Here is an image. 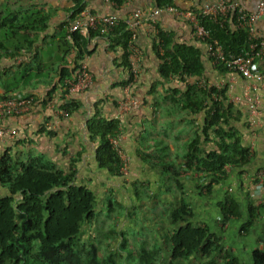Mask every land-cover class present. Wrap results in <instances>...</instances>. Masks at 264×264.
Here are the masks:
<instances>
[{
  "label": "crops",
  "instance_id": "obj_1",
  "mask_svg": "<svg viewBox=\"0 0 264 264\" xmlns=\"http://www.w3.org/2000/svg\"><path fill=\"white\" fill-rule=\"evenodd\" d=\"M206 1L0 0V99L32 98L26 111L0 121L15 131L0 136V154L50 162L69 175L72 185L90 190L95 212L106 209L107 202L111 211L123 209V217L142 211L146 225L155 230L179 225L170 212L183 203L191 212L186 220L192 226L207 225L222 250L249 263L251 252L264 242V90L258 91L251 113L246 91L250 97L254 91L248 80L214 66L204 43L192 36L189 21L161 6L168 2L179 10L198 11ZM226 1L247 12L255 11L258 2ZM79 7L120 20L140 11L142 20L134 28V44L140 50L135 80L129 82L118 43L83 32L77 34L84 50L77 62L84 61L91 81L84 91L66 92L65 83L76 69L67 26ZM233 18L226 21L230 31ZM253 26L264 36V16ZM177 59L181 62L172 66ZM194 59L197 71L188 69L195 68ZM183 62L190 66L184 68ZM260 66L264 68V61ZM213 90L222 91L221 102L229 106L227 121L219 126L231 131L246 151L241 163L223 165L217 177L186 169L183 157L187 142L195 137L200 152L217 148L213 129L205 125ZM50 98L64 100L65 117L48 106ZM105 123H113L106 136H118L117 145L127 157L124 174L97 161L101 141L96 130ZM227 200L237 214L224 221Z\"/></svg>",
  "mask_w": 264,
  "mask_h": 264
},
{
  "label": "trees",
  "instance_id": "obj_2",
  "mask_svg": "<svg viewBox=\"0 0 264 264\" xmlns=\"http://www.w3.org/2000/svg\"><path fill=\"white\" fill-rule=\"evenodd\" d=\"M156 1L158 4L161 2ZM167 3L164 2L161 6ZM80 9L81 7L77 8L73 13ZM226 21L221 24L204 22L203 26L209 30L210 36L220 43L224 53H237L239 48L245 45L246 35L243 30L236 28L235 20L234 29H231L233 32L229 30ZM88 33L96 34L93 31ZM70 35L76 53L74 67H77L80 61L77 62V59L84 53L83 42L76 34ZM154 36L159 39L158 32ZM106 38L122 47L128 67L126 43L129 32L124 29V25L119 24ZM181 59L174 60L172 66L181 62ZM194 62L195 68L184 62L182 66L197 71L199 64L195 59ZM209 96L211 110L206 114L208 116L205 125L213 129L217 148L202 153L197 150L195 137L187 142L183 157L186 169L193 168L211 177H217L222 173L223 165L241 163L246 151L231 131L225 132L219 126V122L223 123L227 119L229 109V106H224L221 102L224 98L222 91L213 90ZM112 129L113 123H105L99 126L100 131L96 130L101 141L96 158L100 165L110 171L119 172L117 156L106 136ZM70 182L69 175L56 170L50 162L30 155L22 158L7 152L0 154V264L76 263V238L82 225L94 219L95 201L90 190ZM106 210L111 211L110 202H107ZM236 214L232 200L224 202L223 220L226 221L229 216ZM190 215V210L181 203L170 212L172 222L179 221L180 224L170 231H158L160 247L162 246L167 257L164 264H184L191 258L208 260V264H212L219 255H222L220 264H264V242L261 248L251 252L249 263L241 262L221 249L218 237L207 225L192 226L186 220ZM86 253V261L93 264V244H88ZM135 264L155 263L152 256L142 250Z\"/></svg>",
  "mask_w": 264,
  "mask_h": 264
},
{
  "label": "built area",
  "instance_id": "obj_3",
  "mask_svg": "<svg viewBox=\"0 0 264 264\" xmlns=\"http://www.w3.org/2000/svg\"><path fill=\"white\" fill-rule=\"evenodd\" d=\"M163 9L172 13L176 17L186 18L191 25L192 36L203 42L208 58L214 66H220L228 71H233L248 80V88L254 91L252 97L247 96L250 112H255L258 102V91L264 90V68L261 62L264 61V36L254 29V22L264 16V0H258L256 9L253 12H247L234 1L226 0H207L198 11L179 10L172 5H164ZM159 8L153 10L155 15ZM230 15H233L236 28L243 30L246 35V43L241 46L237 53H224L220 43L210 36V32L203 26L204 22L221 24L225 22ZM140 11L138 9L124 20H120L114 14L100 15L86 8L73 13L70 17L67 31L69 34H80L93 31L98 36L110 33L119 24L124 25V29L129 32V38L126 43V56L128 67L127 76L129 82L135 80L139 73L140 50L134 44V28L141 22ZM154 27V32L155 31ZM91 76L87 71L86 64L80 60L73 76L65 83L66 92H80L88 88ZM32 102L30 96L22 98L5 97L0 99V121L5 116L18 115L28 109ZM48 106L58 115L65 117L67 112L66 103L63 99L55 100L50 98ZM15 131L2 127L0 125V136H13ZM118 136H108L107 141L118 159V171L124 174L127 169V157L118 147Z\"/></svg>",
  "mask_w": 264,
  "mask_h": 264
},
{
  "label": "rangeland",
  "instance_id": "obj_4",
  "mask_svg": "<svg viewBox=\"0 0 264 264\" xmlns=\"http://www.w3.org/2000/svg\"><path fill=\"white\" fill-rule=\"evenodd\" d=\"M122 211L96 209L94 219L83 224L77 235L75 264H90L86 261L89 243L95 247L93 264H135L142 250L152 256L155 264H164L167 257L158 241L159 230L146 225L142 211L141 214L133 211L125 217ZM221 258L219 255L212 264H220ZM184 264H208V260L191 258Z\"/></svg>",
  "mask_w": 264,
  "mask_h": 264
}]
</instances>
